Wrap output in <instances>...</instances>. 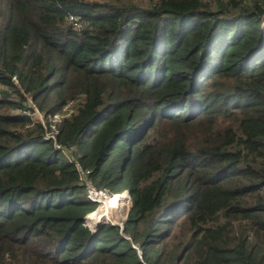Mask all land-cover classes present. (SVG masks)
Masks as SVG:
<instances>
[{
  "label": "trees",
  "instance_id": "obj_1",
  "mask_svg": "<svg viewBox=\"0 0 264 264\" xmlns=\"http://www.w3.org/2000/svg\"><path fill=\"white\" fill-rule=\"evenodd\" d=\"M263 19L264 0H0V264H264ZM47 131L130 192L122 225L86 224Z\"/></svg>",
  "mask_w": 264,
  "mask_h": 264
},
{
  "label": "built area",
  "instance_id": "obj_2",
  "mask_svg": "<svg viewBox=\"0 0 264 264\" xmlns=\"http://www.w3.org/2000/svg\"><path fill=\"white\" fill-rule=\"evenodd\" d=\"M68 20H69V23L74 28H81L83 26V23H82L80 17L78 15L74 14V13H69ZM36 112L39 114V116L41 118L42 117V114L37 109H36ZM69 114L70 113H67L66 115H69ZM66 115H57V116H55V118L53 120L54 123L52 125L53 128L55 127V121L60 120V118L62 116H66ZM42 123L44 124V122H42ZM46 138L47 139H49V138L55 139V141H54L55 148L58 149V150H60V151H63L64 153H67L68 155L70 154V151L73 149L72 146L70 148H66L64 145H62L61 143H59L57 141V139L55 138L54 131H47ZM73 162H74L77 170L80 173V180H81V182L86 185L88 198L91 201H93V202H95L97 204H102V203L105 204V202L109 201V199H111V196L112 195L107 190H103V189L96 188L94 186L93 182L88 178V175L90 174V170L83 169L82 166L78 162H76L75 160ZM133 246L137 249V252H138L139 256L142 257V251H141V249L138 246H136V245H133Z\"/></svg>",
  "mask_w": 264,
  "mask_h": 264
},
{
  "label": "rangeland",
  "instance_id": "obj_3",
  "mask_svg": "<svg viewBox=\"0 0 264 264\" xmlns=\"http://www.w3.org/2000/svg\"><path fill=\"white\" fill-rule=\"evenodd\" d=\"M90 1H98V2H108V1H112V0H90ZM125 1H142V0H125ZM263 28H264V19H263ZM31 115L32 117L37 120V121H40V122H44L45 123V118L44 116L42 115V117L40 118L39 114L36 112V109L35 111L31 112ZM69 159H71V161L73 162L74 159L71 157V155L69 154ZM121 196V202L118 203L120 205H118L117 207V211H114L116 213L115 216H112V215H108L106 216V214H104L100 220L99 223L97 224H92V225H89V222H90V219L88 221L87 217H86V224L89 225L93 230H95L99 225H101L102 223H113V224H116V225H122L124 219L126 218L127 216V213L130 209V206H131V196L128 194V191H125L123 193H120L118 195L116 194H113L111 196V199L112 197L113 198H116V197H120ZM106 206V202L105 204L102 203V204H98L97 209H101L103 210V212L105 211V207ZM104 207V208H103ZM93 226V227H92Z\"/></svg>",
  "mask_w": 264,
  "mask_h": 264
},
{
  "label": "bare ground",
  "instance_id": "obj_4",
  "mask_svg": "<svg viewBox=\"0 0 264 264\" xmlns=\"http://www.w3.org/2000/svg\"><path fill=\"white\" fill-rule=\"evenodd\" d=\"M121 197H116V198H113L112 197V199H109V201H107L106 202V206H104L105 207V211L103 212V210H102V208L100 209H98L97 211H95L94 213H92L91 215H90V217H89V219H90V224L92 225V224H97V223H99L100 222V220H101V218H102V216L104 215V214H106V216H108V215H112V216H115L116 215V213L114 212V211H117V207H118V205H120V204H118V203H120L121 201ZM103 207V208H104ZM104 213V214H103ZM108 214V215H107ZM93 227V226H92Z\"/></svg>",
  "mask_w": 264,
  "mask_h": 264
},
{
  "label": "water",
  "instance_id": "obj_5",
  "mask_svg": "<svg viewBox=\"0 0 264 264\" xmlns=\"http://www.w3.org/2000/svg\"><path fill=\"white\" fill-rule=\"evenodd\" d=\"M128 194L130 195V192H129V191H128ZM88 226H89V225H88ZM89 227H90V226H89ZM90 228H91V227H90ZM97 228H98V227H97ZM97 228H96V229H97ZM91 229H92V228H91ZM96 229H95V230H96ZM92 230H93V229H92Z\"/></svg>",
  "mask_w": 264,
  "mask_h": 264
}]
</instances>
